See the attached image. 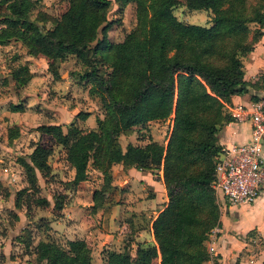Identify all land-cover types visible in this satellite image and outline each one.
<instances>
[{
	"label": "trees",
	"instance_id": "trees-1",
	"mask_svg": "<svg viewBox=\"0 0 264 264\" xmlns=\"http://www.w3.org/2000/svg\"><path fill=\"white\" fill-rule=\"evenodd\" d=\"M117 1L120 5L135 3L136 24L122 41L114 43L107 38L111 0H68L58 17L38 11L36 19L31 17L34 0H0V45L18 40L29 54L45 55L50 60L48 70L56 78L60 76L57 61L68 54L89 68L80 78L89 84L87 94L97 97L105 112L96 116V126L84 129L78 124L90 115L82 109L66 130L58 124L38 127L66 147L75 185L87 179L89 165L104 177L102 188L111 185L114 163L162 170L167 203L152 220L155 244L137 243L133 255L128 245L121 250L110 248L103 256L105 264H153L157 259L158 264H210L205 240L211 228L220 224L213 187L222 148L218 133L230 118L225 104L232 95L253 86L244 78L242 58L263 32L255 30L249 39L250 30L244 23L264 25L263 0H184L190 9L211 10L210 26L180 21L173 13L179 0ZM48 19L51 28L39 23ZM104 63H114L117 73H102L99 68ZM32 76L28 64L12 70L17 90ZM10 109L24 111L26 104L11 103ZM171 113L172 128L165 146L154 140L144 145L119 143L120 134ZM18 135L17 126L9 128V140ZM50 154V147L36 144L29 159H18L28 187L16 191L15 207L21 208L23 201L27 215L28 192L40 189L36 170L44 178L50 174ZM92 198L95 210L100 203L96 190ZM35 200L36 205L50 204L47 197ZM62 207V201L54 197L53 209L59 212ZM12 216L19 218L13 211ZM15 239L25 251L33 249L44 257V264H92L91 249L81 238L67 239L64 245L49 235L41 236L33 246L32 232L26 226Z\"/></svg>",
	"mask_w": 264,
	"mask_h": 264
},
{
	"label": "rangeland",
	"instance_id": "rangeland-1",
	"mask_svg": "<svg viewBox=\"0 0 264 264\" xmlns=\"http://www.w3.org/2000/svg\"><path fill=\"white\" fill-rule=\"evenodd\" d=\"M34 1L36 7L31 15L33 19H36L38 11L47 13L51 17H58L68 6V0ZM183 2L184 0H179L173 9V13L180 21L202 26L212 24L211 10L190 9ZM135 8L134 2L120 5L117 0H111L107 12V19L110 21L107 38L110 42L122 41L126 33L135 26ZM39 23L45 28L52 27L49 19ZM244 26L250 30L249 39L254 35L255 30L264 31V25L256 22H246ZM100 36L101 34H98V37ZM49 61L45 55L29 54L28 49L18 40H11L0 45V175L4 177V180L0 178V200L3 199L0 201V264H44V257L32 252L33 249L30 253L25 251L23 244L15 239L21 229L26 226L32 232L33 246L41 236L48 235L65 245L66 240L69 239L67 235L78 238L76 236L85 230L87 234L83 233L89 236V238L86 236V239L91 249L92 264H105L103 256L110 247L121 250L128 245L133 255L137 242L145 245L155 244L150 230V220L164 205L166 197L164 185L157 177L161 168L150 170L154 174L155 182L148 185L146 178L141 181L132 179L122 170L125 169L124 167L115 165L110 187L102 188L104 177L94 172L93 167L89 165L88 170L91 173H88L87 182L75 185L72 180L74 171L65 158L66 147L56 143L50 134L44 133L38 127L58 124L66 130L67 124L73 120L74 116L80 110L87 109L90 116L85 121H78V124L84 129H89L91 125L96 126V116H103L105 112L99 99L87 94L89 84H86L80 75L89 68L76 56L68 54L64 59L57 61L60 75L58 78L48 70ZM23 64H28L30 71H34L36 79H30L23 86L27 88L25 93L28 94L21 97L12 78V70ZM99 69L106 74L117 73L114 63L101 64ZM4 79H7V82L4 83ZM29 96L32 97L28 98ZM20 102L23 105L25 103L26 107L30 105L31 111L25 113L10 109L11 103ZM226 111L229 114L227 107ZM15 120L20 128V134L18 138L9 141L7 138L9 124ZM172 120L173 113L164 119H154L145 124L136 125L128 134H120L119 143L122 146L128 143L144 145L154 140L165 146L170 136ZM36 144L51 148V154L47 159L51 171L44 178L40 171L36 170L40 189L38 193H33V189L29 190L30 207L27 215L26 203L22 201L21 208L15 207L16 191L28 187L25 170L18 159L28 158ZM95 190L100 203L94 210L92 195ZM41 196L47 197L50 204L36 205L35 197ZM54 197L63 203L59 212L53 209ZM224 203L222 196L216 194L219 214ZM117 204L120 205V209L114 210ZM70 205H74L75 209L62 212L64 207ZM12 211L19 213L21 220L15 219ZM74 222L80 226L76 228L77 232L67 233L63 225L71 226ZM46 223L47 226H45ZM92 229L95 230L94 237L88 233ZM106 233L114 234L115 241L110 242L109 245H107ZM7 240L11 242L8 243ZM153 264H158V259Z\"/></svg>",
	"mask_w": 264,
	"mask_h": 264
},
{
	"label": "crops",
	"instance_id": "crops-1",
	"mask_svg": "<svg viewBox=\"0 0 264 264\" xmlns=\"http://www.w3.org/2000/svg\"><path fill=\"white\" fill-rule=\"evenodd\" d=\"M243 63H244V78L248 81H251L253 86H250L249 90L243 94L232 95L231 101L225 104L226 107L227 105H231L233 103L247 104L253 100H256L260 96L264 95V31L260 36V38L254 43L253 49L247 54L246 58L243 60ZM31 72L33 73L31 80H35L36 76L34 71L31 70ZM26 90L27 88L20 87L17 90V92H19L20 96L22 97L25 94H28L25 93ZM253 96L256 98H253ZM31 97L32 96H29L28 98ZM28 111H31L30 105H27L26 110L22 112L27 113ZM16 123L17 120L11 121L9 126L18 127ZM94 126L95 125H91V127ZM250 131H251V123L249 120L235 121L230 117L226 122L222 124V126L219 129L218 142L222 147L227 146L233 142H245L249 138ZM19 134H20V128H19ZM18 136L13 138L12 140L18 138ZM7 138H8V132H7ZM263 152H264V142H263ZM115 165L121 166V168L124 167L125 169L122 170L125 172V174L128 173L132 177V179H138L141 181L144 178H146V182L148 185L149 184L152 185L155 182L153 179L154 174L152 171L137 169L131 166H124L122 163H114L111 166V170L113 169V167H115ZM92 170L98 174H101V172L95 168H92ZM87 173H91V171L88 170ZM113 174H114V169L112 170V177ZM88 177L89 175L87 176V178ZM157 177L160 178V181L164 185L161 169H160V174ZM0 178H3L4 180V177H2V175H0ZM87 180L88 179L84 180L83 183H86ZM164 191L166 194L165 186H164ZM165 196L166 197L164 199L165 201L164 205L155 213V215L150 220L151 233H152V228H151L152 220L167 203V195ZM0 201H3V199ZM75 206L77 207L76 204ZM75 206L70 205L68 207H64L63 209L64 211L62 210V212H66L65 210L75 209L73 208ZM118 209H120V205L117 204L114 210H118ZM17 214L21 220V215L19 213ZM219 219H220V224L217 226L218 227L217 232L215 233V235L212 236L208 234V238L205 241L207 251L211 258L209 260V263L210 264H264V188L262 189L261 193L253 203H242L236 205L224 203V207L220 211ZM63 227H65L64 229H66L67 233L69 232L71 233V232H77L76 228L80 226L77 224V222H74L73 225L71 226H69L68 224L66 225L64 224ZM63 232H65V230ZM83 232L87 234L85 230H83ZM83 232L76 237L84 239L87 243L88 239H86V236L88 235H85ZM93 232H95V230L93 231V229L88 232L91 237L93 236ZM105 236H106L107 245H109L110 242L113 243L115 241L114 234L106 233ZM67 238L74 239L75 236L67 235ZM87 238H89V236ZM7 241L8 243L11 242L10 240ZM141 244L145 245L143 243ZM6 256L9 257L8 255ZM214 260L216 262L213 263Z\"/></svg>",
	"mask_w": 264,
	"mask_h": 264
},
{
	"label": "built area",
	"instance_id": "built-area-1",
	"mask_svg": "<svg viewBox=\"0 0 264 264\" xmlns=\"http://www.w3.org/2000/svg\"><path fill=\"white\" fill-rule=\"evenodd\" d=\"M227 108L235 121L249 120L251 131L247 141L221 148L213 187L225 203H253L264 188V95L250 103H233ZM217 226L211 228V236L217 232Z\"/></svg>",
	"mask_w": 264,
	"mask_h": 264
}]
</instances>
